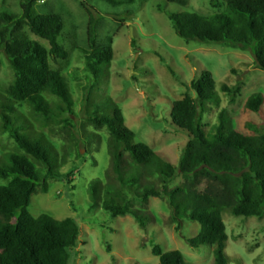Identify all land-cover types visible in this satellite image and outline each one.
Here are the masks:
<instances>
[{
    "label": "rangeland",
    "instance_id": "374dc122",
    "mask_svg": "<svg viewBox=\"0 0 264 264\" xmlns=\"http://www.w3.org/2000/svg\"><path fill=\"white\" fill-rule=\"evenodd\" d=\"M188 0L185 6L161 0H36V13L54 12L62 16L63 29L59 44L67 52L65 60L48 58L49 66L65 78L72 99V114L61 110L63 105L49 93L42 94L51 113L48 117L34 114L25 104H16L19 118L31 138H39L53 158L61 179H47L46 191L36 187L30 197L28 212L32 217L47 214L56 220L70 217L80 229L78 243L70 264H159L151 249L158 245L162 252L177 250L189 264H213V248L193 247L188 240L198 231L197 222L183 220L179 232L169 220L165 200L148 198L145 205L133 201L132 206L147 217L144 228L131 216L111 218L98 206L92 208L87 185L99 180L117 187L106 150L108 132L97 127L86 116L95 104L106 98L117 106L124 125L135 135V142L146 144L163 159L177 166L187 137L170 125L171 103L187 93L194 95L190 83L200 72L208 71L219 96L217 106L208 104L202 116L204 131L209 137L217 115L225 111L231 127L243 135L264 133V106L260 114L245 108L247 97L260 93L264 97V71L256 69L248 52L222 45L185 42L171 27L169 13H193L209 16L225 10L224 0ZM20 0H0V10L20 12ZM81 3L90 10L92 21ZM93 33L98 46L109 45L112 60L103 67L96 84L84 70V51L88 50L87 30ZM22 32L44 48V40ZM13 78L4 56L0 53V99ZM92 84V86H91ZM240 91L231 97L221 86ZM0 163L5 153L23 154L7 132L1 129ZM251 125L254 128L248 127ZM123 174L133 166L127 153L123 156ZM40 168L39 165H37ZM154 178H141L140 185ZM176 177L168 186L181 184ZM6 181L0 179V185ZM138 186V185H137ZM132 191H140L134 188ZM132 194V192H127ZM102 197V193H100ZM227 235L224 250L228 264H264V217L232 216L221 212Z\"/></svg>",
    "mask_w": 264,
    "mask_h": 264
},
{
    "label": "trees",
    "instance_id": "16d2710c",
    "mask_svg": "<svg viewBox=\"0 0 264 264\" xmlns=\"http://www.w3.org/2000/svg\"><path fill=\"white\" fill-rule=\"evenodd\" d=\"M161 1L179 6L188 2ZM35 2L20 0L18 14L0 10V53L13 73L5 97L0 99L1 129L23 152L5 153L0 163V179L6 181L0 185V264H70L80 236L77 222L70 217L56 220L44 213L32 217L28 212L36 187L45 192L47 179H61L63 175L55 170L51 153L42 140L31 138L25 124L14 123L19 118L14 106L25 104L34 114L48 117L51 111L42 94L49 93L63 105L61 110L72 114L66 80L48 63L49 57L53 60L67 57L57 40L62 33L63 18L54 12H34ZM210 3L214 8L219 6L213 0ZM81 6L90 24L91 12L85 4ZM223 6V12L209 16L169 13L167 18L174 33L185 42L248 52L253 66L264 71V0H224ZM23 28L44 40L47 48L27 38ZM92 33L87 30L84 70L91 75V83L96 84L103 67L112 60V50L109 45L98 46ZM214 85L210 72L202 71L189 85L194 95L186 93L171 103L170 125L187 137L177 166L146 144L135 142V135L124 125L120 110L108 98L95 104L86 116L108 132L106 150L118 185H102L96 179L88 183L86 192L92 208L100 202L109 217L131 216L140 228L148 220L142 210L132 206L133 201L145 205L148 198L165 200L175 231L179 232L183 220L197 222L199 231L188 243L195 248L212 247L213 264H228L221 212L228 211L235 217H264V133H238L231 127L225 111H220L208 137L202 116L208 104H219ZM221 90L233 101L240 87L229 89L223 85ZM262 106L264 97L260 93L251 94L245 101V108L255 114H260ZM124 153L133 163L126 176ZM151 177L156 183L148 180L140 185L141 178ZM176 177H181V184L169 187ZM136 187L140 191H132ZM151 253L159 264H189L177 250L162 252L154 245Z\"/></svg>",
    "mask_w": 264,
    "mask_h": 264
}]
</instances>
